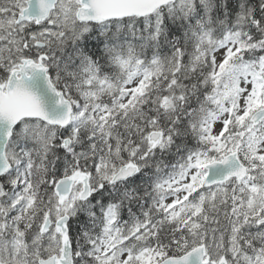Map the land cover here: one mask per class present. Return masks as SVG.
Segmentation results:
<instances>
[{"label":"snow or ice","instance_id":"obj_1","mask_svg":"<svg viewBox=\"0 0 264 264\" xmlns=\"http://www.w3.org/2000/svg\"><path fill=\"white\" fill-rule=\"evenodd\" d=\"M0 264H264V0H0Z\"/></svg>","mask_w":264,"mask_h":264}]
</instances>
